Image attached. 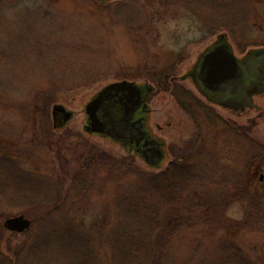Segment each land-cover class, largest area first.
<instances>
[{"label":"rangeland","instance_id":"1","mask_svg":"<svg viewBox=\"0 0 264 264\" xmlns=\"http://www.w3.org/2000/svg\"><path fill=\"white\" fill-rule=\"evenodd\" d=\"M221 33H229L235 47L264 44V0H0V155L61 183L62 166L69 176L89 173L94 186L68 209L89 226L111 221L112 196L123 177L110 167H120L126 150L86 131V105L112 82L150 85L149 128L167 155L160 168L178 154L208 173L197 188L198 213L187 221L184 208L165 213L166 220L177 215L191 223L170 234L176 263L186 264L193 251L211 253L230 237L255 264H264V94L254 96V107L236 111L210 101L188 75ZM55 104L74 112L65 126L55 125ZM244 126L250 133L239 129ZM107 155L109 167L102 161ZM132 159L128 167L159 170L141 156ZM16 204L0 197V255L13 257L36 241L39 224L21 233L4 226L11 216L32 219L34 213ZM52 224H42L49 227L43 240L55 235L40 247L47 256L37 252L31 262L77 261L78 230Z\"/></svg>","mask_w":264,"mask_h":264},{"label":"trees","instance_id":"2","mask_svg":"<svg viewBox=\"0 0 264 264\" xmlns=\"http://www.w3.org/2000/svg\"><path fill=\"white\" fill-rule=\"evenodd\" d=\"M180 104L187 110L181 100ZM239 129L247 134L252 127ZM6 155H0V197L34 213L30 215L33 222L39 224V230L36 241L34 239L29 248L13 251V257L1 254L0 264H40V257L31 262V256L37 252V256L39 253L47 256L46 250L40 247L51 241L49 237H55L50 232L46 240L42 239L44 230L49 228H42V224L48 220L55 227L61 226L63 232L74 227L78 230V248L73 254L80 251L81 257L71 264H177L173 257L174 240L170 234L180 231L183 225L191 226L182 220L200 211L202 199L197 188L208 179V173L200 172L202 165L189 161L186 155L175 154L168 165L159 167L157 171H145L134 165L128 167L126 162L135 158V154L130 152H126L120 167H112V159L107 155L102 159L105 166L120 172L123 179L134 180L126 183L122 179L116 185L111 221L101 219L89 226L72 217L68 209L74 199L88 196L94 186L89 173L76 171L69 176L66 167L62 166L59 170L63 178L61 183L62 180L53 175L23 170L18 161ZM169 208L178 211L184 208V218L180 220L175 215V219L166 220L165 213ZM35 247L39 251L32 252ZM23 249L25 255L30 254L29 259L22 255ZM188 256L187 263L190 264H255L230 237L221 240L211 253L202 255L193 251Z\"/></svg>","mask_w":264,"mask_h":264},{"label":"water","instance_id":"3","mask_svg":"<svg viewBox=\"0 0 264 264\" xmlns=\"http://www.w3.org/2000/svg\"><path fill=\"white\" fill-rule=\"evenodd\" d=\"M221 38L225 39V35L222 34ZM262 52V49L258 50L257 55ZM196 85H199L204 94H207V91L225 94L234 87L242 89V92L246 93L245 83L241 79L239 58L227 40L219 43L203 56ZM143 86L134 81L123 80L112 82L102 88L86 105V131L118 141V138L122 137V134L117 132L119 121L133 119L137 110L147 106L143 96ZM145 89H148L147 92L150 93L153 87L148 85ZM247 97L249 98L248 104H252L250 97ZM209 100L226 107L214 98L209 97ZM53 115L55 125L58 127V125L65 126L72 119L74 112L62 104H55ZM138 123L142 124L141 119L134 121L132 125L136 127ZM138 130L142 137L137 139V144L144 139V132L141 128ZM155 145H158L155 140H147L144 143L145 147L149 146L150 151V154L144 155V159L153 167H160L167 155L165 151ZM162 145L164 146L163 143ZM4 226L12 232L21 233L32 226V219L24 214L11 216L5 220Z\"/></svg>","mask_w":264,"mask_h":264},{"label":"flooded vegetation","instance_id":"4","mask_svg":"<svg viewBox=\"0 0 264 264\" xmlns=\"http://www.w3.org/2000/svg\"><path fill=\"white\" fill-rule=\"evenodd\" d=\"M105 3L109 0H101ZM225 35V39L231 44L234 53L239 58V63L241 67V79H243L245 83V91L246 93L242 92V89H239L237 87L231 88V90L228 93L222 94V93H211L207 91L206 97L209 99L214 98L216 101H219L221 104L226 105L227 108H230L232 110H242L246 106L254 107V96L264 94V44L261 46H252L249 48L245 47H238L236 48L233 43H231L228 39L230 38L229 33H221L217 36L215 41L211 42L209 45L206 46L205 50L202 51L197 59L193 67L188 72L189 77L197 83L198 81V75L200 73V67L201 62L203 61V56L215 48L216 45H218L221 42H225L226 40L221 38V35ZM221 38V39H220ZM262 49V54L257 55L258 50ZM146 84H144V92L143 96L145 98V102L147 103L146 108H140L136 111L133 119L128 121H119L117 125V132L122 134V137L118 138V141L121 143L123 148L126 150V152H130L135 154V156H141L144 158L145 154H150L149 146L145 147L144 143L147 140H155L158 145H155L156 147H160L163 151L165 150L164 146L162 145V140L159 137H156L152 134L149 123H148V115L150 113V106H149V97L152 94V91L147 92L148 89H145ZM198 90L202 92L199 85H197ZM204 93V92H203ZM206 93V92H205ZM148 95V96H147ZM250 97V100L252 101V104H248V100ZM213 101V100H212ZM138 119H141V123H138L135 126L132 125L134 121H137ZM138 128H141V130L144 132L143 137L144 139L140 141L139 144H137L138 140L142 136L141 132L138 130Z\"/></svg>","mask_w":264,"mask_h":264}]
</instances>
